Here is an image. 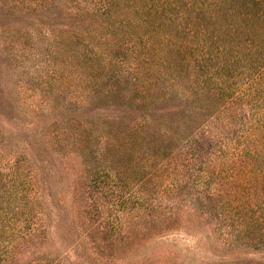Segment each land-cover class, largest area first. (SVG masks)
Listing matches in <instances>:
<instances>
[{
  "label": "rangeland",
  "instance_id": "1",
  "mask_svg": "<svg viewBox=\"0 0 264 264\" xmlns=\"http://www.w3.org/2000/svg\"><path fill=\"white\" fill-rule=\"evenodd\" d=\"M70 6L0 0V264H264L233 231L264 207V74L190 128L168 95L90 103Z\"/></svg>",
  "mask_w": 264,
  "mask_h": 264
},
{
  "label": "trees",
  "instance_id": "2",
  "mask_svg": "<svg viewBox=\"0 0 264 264\" xmlns=\"http://www.w3.org/2000/svg\"><path fill=\"white\" fill-rule=\"evenodd\" d=\"M69 12L76 22L59 44L78 70L91 68L90 103L148 106L168 95L188 105L176 128H190L224 107L238 81L264 74V0H72ZM258 172L264 186V163ZM236 211L238 236L264 238V207Z\"/></svg>",
  "mask_w": 264,
  "mask_h": 264
}]
</instances>
